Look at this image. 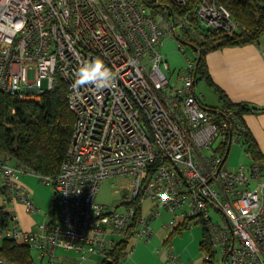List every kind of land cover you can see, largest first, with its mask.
Returning a JSON list of instances; mask_svg holds the SVG:
<instances>
[{
    "label": "built area",
    "instance_id": "built-area-1",
    "mask_svg": "<svg viewBox=\"0 0 264 264\" xmlns=\"http://www.w3.org/2000/svg\"><path fill=\"white\" fill-rule=\"evenodd\" d=\"M167 1L184 6L191 0ZM149 4H159V10ZM160 5L159 0H0V90L40 100L61 77L76 117L59 174L40 176L55 189L48 213L53 219L26 231L9 210L0 238L37 249L48 264H88L97 255L106 262L128 236L150 240V220L163 206L174 212L170 228L180 217L205 224L221 264H264V163L251 159L228 167L226 146L242 144L246 130L240 116L226 105L210 107L196 94V55L169 73L159 50L166 36L184 50L188 45L177 37L191 28V18L205 28L241 26L216 0H201L193 17L168 14ZM97 59L114 72L112 86H78L82 63ZM20 173L32 172L0 156L5 202L20 201L37 212ZM112 177L129 179L123 210L96 200L100 183ZM147 199L155 206L149 215H137ZM117 234L123 236L119 241ZM57 248L75 253L57 255ZM175 262L170 254L167 264Z\"/></svg>",
    "mask_w": 264,
    "mask_h": 264
},
{
    "label": "trees",
    "instance_id": "trees-1",
    "mask_svg": "<svg viewBox=\"0 0 264 264\" xmlns=\"http://www.w3.org/2000/svg\"><path fill=\"white\" fill-rule=\"evenodd\" d=\"M160 9L175 16H191L201 0H191L187 5L175 6L167 0H159ZM224 5L233 19L240 24L239 29L225 31L216 28H205L193 18L191 28L183 30L180 38L195 52L197 67L196 83L205 79L225 100L226 94L212 81L208 72L207 55L209 52L227 46L257 44L264 33V0H216ZM159 4H149L159 10ZM191 29L194 31L192 32ZM67 83L58 77L53 88L40 100H22L16 95L0 90V156L26 170L55 179L67 156L71 144L75 114L68 106ZM224 105L233 108L240 116L251 110L247 104L232 103L225 100ZM242 144L251 158L264 163V156L259 150L251 132H243ZM227 147L225 152H227ZM137 210V215L141 214ZM11 212L0 206V226L5 227ZM177 232L172 233V236ZM130 237L114 245L108 255L117 264L128 253ZM200 248L211 258H205L206 264H213L215 256L208 227L204 224ZM214 249V250H213ZM0 260L8 264H36L32 248L13 238H4L0 243ZM102 261L101 264H104ZM5 264V263H0ZM219 264H221L219 262Z\"/></svg>",
    "mask_w": 264,
    "mask_h": 264
},
{
    "label": "rangeland",
    "instance_id": "rangeland-1",
    "mask_svg": "<svg viewBox=\"0 0 264 264\" xmlns=\"http://www.w3.org/2000/svg\"><path fill=\"white\" fill-rule=\"evenodd\" d=\"M160 52L165 56L169 64V73L176 72L178 69L184 67L188 60L195 57V52L189 46H184V50L180 49L179 41L172 37L166 36L163 39V43L159 46ZM196 94L201 98L205 104L218 106L220 104L219 96L214 89L208 84L205 79L200 78L196 84ZM219 144V141L214 143V147ZM226 163L230 169H235L241 164H250L251 158L246 154L243 146L240 143L234 142L230 148V152ZM19 180L24 183L31 193V199L34 205L40 208L39 211L33 213V217L37 222L41 224L45 223L46 214L49 213L50 207L54 204L55 189L52 184H47L44 180L34 173L19 174ZM129 179L125 177H112L104 179L100 185L96 195V200L104 205H107L110 210L115 208L123 210L124 205H121L125 187L128 185ZM0 187H2V180L0 179ZM6 196L0 190V206H3L7 210H11L13 203L5 202ZM155 201L147 199L144 202L143 210L147 215L151 211ZM161 215L152 220L151 227L154 230L156 236L159 229L165 223L170 220L173 221L174 213H171L164 208H161ZM211 214L214 216L215 221H219L221 224L228 227L226 218L219 212L211 210ZM48 220L53 219V216H47ZM182 221V218H179ZM13 223L11 224V227ZM39 227V226H38ZM204 224L202 222L194 223L192 228L183 229V234H177L171 242L172 245L164 246L158 245L156 237L148 241L146 239H139L137 237H131L129 239V249L133 248V253L129 254L126 259L122 261L125 264H165L164 251L170 249L171 251H177L178 257L176 264H206L205 252L200 248V241L203 235ZM122 235L117 234L114 236L116 241L122 239ZM2 238H0L1 242ZM176 247V250L174 249ZM142 252L140 255L139 253ZM74 251H67L62 248H57L56 254L62 256H73ZM220 250H217L213 264H219ZM32 255L36 264H48L47 259L41 261L39 257V251L32 248ZM168 258V255H167ZM168 260V259H166ZM175 264V263H173Z\"/></svg>",
    "mask_w": 264,
    "mask_h": 264
},
{
    "label": "crops",
    "instance_id": "crops-1",
    "mask_svg": "<svg viewBox=\"0 0 264 264\" xmlns=\"http://www.w3.org/2000/svg\"><path fill=\"white\" fill-rule=\"evenodd\" d=\"M207 63L208 72L212 81L226 94L225 100L236 104L244 103L251 107V110L243 115L242 122L244 123L246 130L251 132L259 150L264 156V33L260 37V41L257 44L227 46L209 52L207 55ZM211 87L219 96L220 104L218 106L224 105L225 100L221 97L220 93L216 91L213 86ZM208 106L217 107L213 105L211 106L209 104ZM234 142L231 143V146ZM241 145L244 148V145ZM245 152L251 158L250 154L247 151ZM22 184L24 185V183ZM154 206L155 204L151 207L153 208ZM161 208L174 213L172 210H169L166 207L159 206L157 208L159 213L151 218L150 225L152 224V220L161 215ZM11 211H14V214L18 216L19 225L22 229L26 231H36L38 229V225L40 223L37 222L33 217L34 212L27 211L25 205L22 202H14ZM142 213L146 215L144 210H142ZM45 216L46 221L48 219L47 216H49L48 213ZM170 222L171 220L168 223ZM168 223H164L162 225L156 236H154L155 233L153 230V234L150 238V240H152L153 236L154 238L156 237L155 242L158 245L163 244L166 246V248L167 246L172 245L171 242L174 241L173 239L178 233L183 234V229L192 228L194 223L197 224L199 222H194L191 224V222L187 220L183 222L177 219V224L172 228L168 226ZM176 230L177 232L172 236V233ZM133 248L135 247H132V252L130 254L133 253ZM130 249L128 248L127 251ZM174 249L176 250L175 246ZM142 252L143 251H141L139 254L141 255ZM175 253L178 254L177 251H171V247L170 249H166L164 251V255L166 254L164 258L165 264L168 263V260L166 259H169L170 254L176 256ZM127 257L129 256H125L124 259ZM178 257L179 256H176L175 264L177 263ZM180 257H182V255ZM102 260L103 257L101 255L93 256L92 259L88 261V264H101Z\"/></svg>",
    "mask_w": 264,
    "mask_h": 264
},
{
    "label": "clouds",
    "instance_id": "clouds-1",
    "mask_svg": "<svg viewBox=\"0 0 264 264\" xmlns=\"http://www.w3.org/2000/svg\"><path fill=\"white\" fill-rule=\"evenodd\" d=\"M114 80V72L97 59L82 63L77 72L76 84L78 86L93 85L99 89H105L111 87Z\"/></svg>",
    "mask_w": 264,
    "mask_h": 264
},
{
    "label": "water",
    "instance_id": "water-1",
    "mask_svg": "<svg viewBox=\"0 0 264 264\" xmlns=\"http://www.w3.org/2000/svg\"><path fill=\"white\" fill-rule=\"evenodd\" d=\"M230 147H231V142H230L229 145H228L227 152H226V155H225V160H226L227 157H228V153H229V151H230ZM3 263L8 264V263H6V262H3ZM104 264H113V261H112L111 259H107L106 262H105Z\"/></svg>",
    "mask_w": 264,
    "mask_h": 264
}]
</instances>
